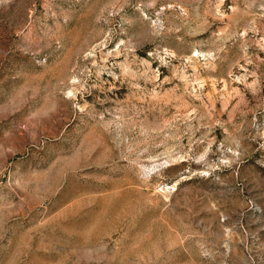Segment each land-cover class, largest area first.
Segmentation results:
<instances>
[{
	"label": "rangeland",
	"instance_id": "obj_1",
	"mask_svg": "<svg viewBox=\"0 0 264 264\" xmlns=\"http://www.w3.org/2000/svg\"><path fill=\"white\" fill-rule=\"evenodd\" d=\"M0 264H264V0H0Z\"/></svg>",
	"mask_w": 264,
	"mask_h": 264
}]
</instances>
